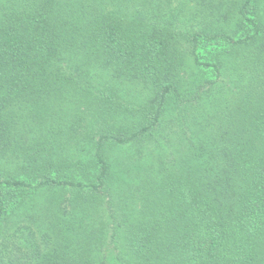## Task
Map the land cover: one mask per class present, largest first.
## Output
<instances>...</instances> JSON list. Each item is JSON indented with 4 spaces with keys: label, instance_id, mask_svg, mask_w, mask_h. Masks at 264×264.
<instances>
[{
    "label": "trees",
    "instance_id": "16d2710c",
    "mask_svg": "<svg viewBox=\"0 0 264 264\" xmlns=\"http://www.w3.org/2000/svg\"><path fill=\"white\" fill-rule=\"evenodd\" d=\"M0 264H264V0H0Z\"/></svg>",
    "mask_w": 264,
    "mask_h": 264
}]
</instances>
